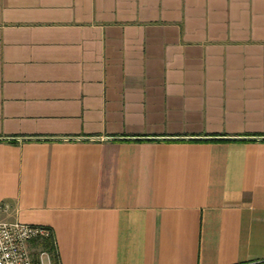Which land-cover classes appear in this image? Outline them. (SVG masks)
Returning <instances> with one entry per match:
<instances>
[{
    "label": "crops",
    "instance_id": "1",
    "mask_svg": "<svg viewBox=\"0 0 264 264\" xmlns=\"http://www.w3.org/2000/svg\"><path fill=\"white\" fill-rule=\"evenodd\" d=\"M0 205L60 264H264V0H0Z\"/></svg>",
    "mask_w": 264,
    "mask_h": 264
},
{
    "label": "built area",
    "instance_id": "2",
    "mask_svg": "<svg viewBox=\"0 0 264 264\" xmlns=\"http://www.w3.org/2000/svg\"><path fill=\"white\" fill-rule=\"evenodd\" d=\"M4 209L0 205V213ZM51 235L50 227L44 225L0 219V264H60L52 252L34 245Z\"/></svg>",
    "mask_w": 264,
    "mask_h": 264
},
{
    "label": "trees",
    "instance_id": "3",
    "mask_svg": "<svg viewBox=\"0 0 264 264\" xmlns=\"http://www.w3.org/2000/svg\"><path fill=\"white\" fill-rule=\"evenodd\" d=\"M38 246H41L44 249L49 250L50 252L53 253V257L54 260L57 262V254L55 253V244H54V236H53V232L52 235L50 237H48L47 239L41 241Z\"/></svg>",
    "mask_w": 264,
    "mask_h": 264
}]
</instances>
